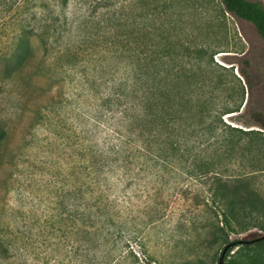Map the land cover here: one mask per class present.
Wrapping results in <instances>:
<instances>
[{"label": "rangeland", "instance_id": "obj_1", "mask_svg": "<svg viewBox=\"0 0 264 264\" xmlns=\"http://www.w3.org/2000/svg\"><path fill=\"white\" fill-rule=\"evenodd\" d=\"M137 1L68 0L60 7L54 0H0V70L12 39L23 27L33 31L26 40L29 73L0 84V118L8 127L0 152V236L17 248L28 237L37 249L38 232L48 231L51 222L52 238L67 245L73 196L93 204L100 198L93 209L114 214L109 233L115 236L101 247L100 264H219L225 245L211 190L214 176L201 178L196 170L190 175L192 167L180 161L123 165L109 154L123 145V114L130 104L121 89L127 78L125 35L141 23L142 12L166 0H147L151 7ZM204 1L213 9L205 18L212 25L202 32L211 36L213 70L230 89L243 87L248 102L229 123L264 137L250 120L256 111L264 116V40L251 23L222 11L218 0L190 3ZM45 27L44 43L38 35ZM38 66L43 73L33 74ZM40 105L45 109L36 116L33 109ZM235 153L231 164L215 171L247 176L264 196V154L256 147L247 158ZM253 232L264 235L262 220L225 234L233 243ZM257 250L231 246L222 264L247 260Z\"/></svg>", "mask_w": 264, "mask_h": 264}, {"label": "trees", "instance_id": "obj_2", "mask_svg": "<svg viewBox=\"0 0 264 264\" xmlns=\"http://www.w3.org/2000/svg\"><path fill=\"white\" fill-rule=\"evenodd\" d=\"M54 1L60 7L68 3V0ZM218 1L222 11L251 23L264 40L262 0ZM144 3L150 4L147 0ZM156 4L155 7L149 5L152 7L140 15L141 23L125 35L126 54L122 57L127 78L121 89L130 104L123 114V145L109 154H115V161L121 160L123 165L180 161L192 167L188 171L190 175L194 170L201 178L212 174V196L222 225L219 238L225 248L232 244L225 234L226 229L239 231L258 219L264 222V196L250 187L247 176L225 177L215 170L231 164L236 151L243 158L251 154L253 147L260 155L264 154L263 132L243 130L229 123V118L241 114L248 102L243 87L241 91H236L234 86L230 89L224 77L213 70L211 36L202 35L212 25L205 19L213 10L211 4L208 1L190 3V0H166L160 8ZM191 14H196L194 21L189 20ZM31 32L23 27L12 39L8 55H2L1 85L5 81L16 82L29 73L26 40ZM48 35L45 27L38 36L45 43ZM41 69L38 66L31 72L41 74ZM21 89L19 94H22ZM43 109L44 106H36L33 112L39 116ZM251 116V122L264 130L262 113L256 111ZM7 135L8 127L0 118V152ZM97 201L100 198L93 204L73 196V220L68 225L71 239L67 245L61 246L57 235L52 238L54 224L51 222L48 231L44 227L38 232L42 238L38 250L30 246L28 237L22 239L27 241L22 248H17L7 237L0 236V264H64L63 260H68L69 264H100L96 257L101 247L115 239L113 233H109L114 214L100 211L99 207L94 210ZM262 236L253 232L250 239L236 241L232 246L238 250L253 247L260 252L257 250L255 256L232 264L261 263L264 240L257 239ZM60 250L62 259L58 256ZM244 256L247 252L241 254V258Z\"/></svg>", "mask_w": 264, "mask_h": 264}, {"label": "water", "instance_id": "obj_3", "mask_svg": "<svg viewBox=\"0 0 264 264\" xmlns=\"http://www.w3.org/2000/svg\"><path fill=\"white\" fill-rule=\"evenodd\" d=\"M259 240H264V236H262L261 238H258V239H257V241H259ZM239 242H241V241H239ZM236 243H237V242H233L231 245H228V246H226V247L223 249V251H222V255H221L220 259H219V264H222V258H223V255H224L225 251L227 250V248L231 247L232 245H235Z\"/></svg>", "mask_w": 264, "mask_h": 264}]
</instances>
